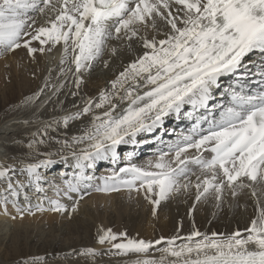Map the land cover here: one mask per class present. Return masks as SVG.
I'll list each match as a JSON object with an SVG mask.
<instances>
[{
    "label": "snow or ice",
    "instance_id": "snow-or-ice-1",
    "mask_svg": "<svg viewBox=\"0 0 264 264\" xmlns=\"http://www.w3.org/2000/svg\"><path fill=\"white\" fill-rule=\"evenodd\" d=\"M29 13L45 17L44 23L36 26L37 20ZM161 25L162 39L144 35L149 29L160 34ZM111 40L127 42L130 51L137 43L141 54L111 81V91H101L96 101L83 99L84 106L76 113L53 122H62L67 128L70 121L91 117V127L83 136L73 137L72 143L62 142L72 149L73 144L88 141L78 158L91 161L88 167L98 160L111 158L115 162L120 145L136 143L139 133L154 131L163 124L164 117H179L185 105L193 109L185 113L188 118L200 109L211 115L214 106L210 107L209 102L215 98L213 91L220 88L222 77H233L240 90L228 93L231 106L224 108L218 119L195 117L192 134L171 147L170 159H166L168 153H163L148 167L129 164L114 170L102 177L103 185L96 190L143 191L155 215L161 201L191 187L196 189V202L212 195L217 207L226 191L238 198L247 189L256 214L243 232L237 230L226 237L216 233L209 236L194 228L187 237L153 242L102 229L98 243L110 244L116 250L114 255H135L131 264H264V0H0V51L24 48L34 57L37 52H45V46L51 51L62 45L65 57L72 53L76 89L83 83V72L91 69ZM33 42L40 46L33 47ZM116 52L111 48L113 55ZM257 54L259 63L250 59ZM253 77H259L255 82L261 90L245 94L246 85L240 82ZM71 94L76 96L78 92ZM38 98L39 93L28 99ZM120 105L126 107L117 112ZM94 109L103 111L96 114ZM203 122L208 124L206 129L200 127ZM191 150L196 154L188 155ZM72 154L76 155L75 150ZM53 163L46 158L27 165L26 170L39 180L37 168ZM76 167L80 169L78 181L93 179L83 174L82 163ZM7 171L0 168V177ZM68 192H79V188L69 182ZM51 204L50 209L37 206V211H68L59 200ZM178 239L185 242L177 244ZM117 240L122 242L113 243ZM153 250L159 252V258L152 255ZM98 254L91 248L80 253L93 258Z\"/></svg>",
    "mask_w": 264,
    "mask_h": 264
},
{
    "label": "bare ground",
    "instance_id": "bare-ground-1",
    "mask_svg": "<svg viewBox=\"0 0 264 264\" xmlns=\"http://www.w3.org/2000/svg\"><path fill=\"white\" fill-rule=\"evenodd\" d=\"M29 15L37 20L36 26L44 23L45 17L38 13ZM163 31L161 25L160 34L149 29L144 35L149 38L155 35L157 39H162ZM32 46L40 45L33 42ZM45 47V52H37L34 57L29 56L24 48L15 52L4 51L0 55V168L9 169L5 176L0 177V264H25L26 261L28 264H131L136 259L135 255H114L112 253L116 250L111 249L110 244L98 243L102 229H111L118 236L126 233L127 238L153 242L160 238L187 237L194 228L203 234L211 236L216 233L220 237L237 230L244 231L256 214L253 198L247 189L238 198H232L226 191L224 200L217 207L218 202L212 195L196 202V189L191 187L188 191L174 192L167 200L161 201L155 215L153 205L145 199L143 191L129 193L122 190L109 195L101 194L102 191L86 193L85 190L91 185L94 187L97 183L98 187L102 186V177L111 175L116 167L115 170L129 164L148 167L163 153H168L166 159H170L173 155L171 147L178 141L183 142L184 136L192 134L195 117L209 115V112L200 109L193 118H188L185 113L193 109L185 105L179 117L175 114L164 117L163 124L154 131L139 133L136 143L120 145L117 151L124 153L121 161L98 160L88 167L91 161L78 159L82 156L80 149L87 147L88 141L73 144L72 149L64 147L62 142L72 143L73 137L83 136L91 127V117L82 116L79 120L70 121L67 128L62 122H53L62 121L63 117L76 113L84 106L83 99L96 101L101 91H111V81L141 54V49L137 43L133 44L130 51L127 42L109 41L106 50L93 62L91 69L83 72V83L76 89L72 53L65 57L62 45H56L51 51ZM113 47L117 49L115 55L111 53ZM62 59L66 61L63 64ZM250 59L260 62L258 54ZM61 69H64L63 74ZM258 79L253 77L251 81L240 82L246 85L245 94L251 91L248 95H252L259 91L253 89H260L255 82ZM221 82H225L222 90L213 91L215 98L210 102L214 110L209 119H218L219 113L231 106V97L224 91L227 86L240 90L233 77H222ZM73 92H78V95L73 96ZM38 93V99H28L36 97ZM219 100L224 101V104L221 105ZM123 107L126 105H120L117 112ZM102 111L94 109L96 114ZM49 124L51 127H47ZM200 127L206 129L207 122H203ZM172 132L175 134L174 140L169 139ZM163 139L165 144H173L167 147ZM40 140H44V143H39ZM73 150L76 155L72 154ZM195 154L194 150L188 153L190 156ZM46 158L55 163L37 168L36 174L40 179L36 180L35 175L26 170V166L38 164ZM78 162L84 165L83 174L93 177L91 181L77 180L80 175V169L76 167ZM97 166H101L99 171H95ZM190 167L198 172L196 166ZM191 180L195 183V176ZM69 182L76 184L79 192H68ZM49 190L53 191L51 199L44 197V192ZM81 195L87 197L80 199ZM55 200L64 204L68 211H37V206L50 209L51 202ZM73 207L76 208L75 212L71 211ZM27 210L35 214L31 215ZM119 242L122 241L113 243ZM184 242L180 239L176 241L177 244ZM88 248L99 254L94 258L80 255L82 250ZM152 255L159 258L160 254L153 250Z\"/></svg>",
    "mask_w": 264,
    "mask_h": 264
},
{
    "label": "rangeland",
    "instance_id": "rangeland-1",
    "mask_svg": "<svg viewBox=\"0 0 264 264\" xmlns=\"http://www.w3.org/2000/svg\"><path fill=\"white\" fill-rule=\"evenodd\" d=\"M2 52H4V51H1L0 52V55L2 54ZM4 54V53H3ZM2 54V55H3ZM165 136V135H164ZM174 137H175V134L172 132V136L169 138V139H173L174 140ZM166 139H168V137L166 138ZM163 141V143H164V145L165 146H167V147H170V145H172L173 144V142H172V144L170 143V142H166V144H165V141H164V139L162 140ZM149 149H151V148H149ZM148 148H147V150H149ZM170 151V150H169ZM145 154H148V152H146ZM119 161H121V158L119 159ZM119 161H117V162H119ZM109 162H111V161H109ZM117 168V167H116ZM116 168H114L113 170H115ZM101 169V166H97V168L95 169V171H99ZM95 182L93 181V184H94ZM57 184V183H56ZM94 187H92V185H91V188L89 187V188H87V190H85V191H87L86 193H96L97 192V187H98V185H97V183H96V186H95V184L93 185ZM91 190V191H90ZM95 191V192H94ZM52 192L53 191H51V190H49V191H45L44 192V197H47L48 199H51L52 198ZM55 192H56V190H55ZM99 192H101V191H98L97 193H99ZM105 192H102L101 194H104ZM108 195H109V193H107ZM106 194V195H107ZM50 195V196H49ZM87 196H84L83 198H86ZM40 204H42V203H40Z\"/></svg>",
    "mask_w": 264,
    "mask_h": 264
}]
</instances>
